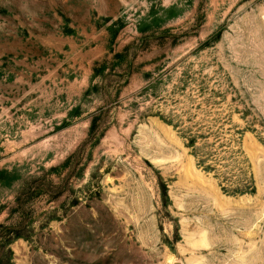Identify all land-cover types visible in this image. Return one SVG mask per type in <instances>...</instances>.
Segmentation results:
<instances>
[{
    "label": "rangeland",
    "instance_id": "374dc122",
    "mask_svg": "<svg viewBox=\"0 0 264 264\" xmlns=\"http://www.w3.org/2000/svg\"><path fill=\"white\" fill-rule=\"evenodd\" d=\"M0 264H264V0H0Z\"/></svg>",
    "mask_w": 264,
    "mask_h": 264
}]
</instances>
